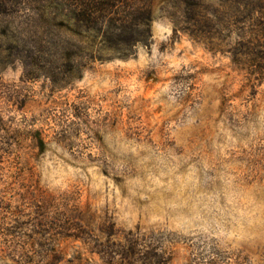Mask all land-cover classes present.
<instances>
[{
    "label": "rangeland",
    "instance_id": "rangeland-1",
    "mask_svg": "<svg viewBox=\"0 0 264 264\" xmlns=\"http://www.w3.org/2000/svg\"><path fill=\"white\" fill-rule=\"evenodd\" d=\"M145 1L0 0V264H264V0Z\"/></svg>",
    "mask_w": 264,
    "mask_h": 264
},
{
    "label": "trees",
    "instance_id": "trees-1",
    "mask_svg": "<svg viewBox=\"0 0 264 264\" xmlns=\"http://www.w3.org/2000/svg\"><path fill=\"white\" fill-rule=\"evenodd\" d=\"M254 7L260 8L259 4ZM71 13L74 21L85 28V32H93L96 36L100 35L106 38L109 30L123 31L127 29L131 31L133 26L139 24L146 27V33L150 34L152 10L145 0H85V2H79ZM258 24H255V28L258 30L251 34L256 43L264 39V26H258ZM110 31L109 40H112ZM133 40L135 41V39ZM259 69L264 74V68Z\"/></svg>",
    "mask_w": 264,
    "mask_h": 264
}]
</instances>
